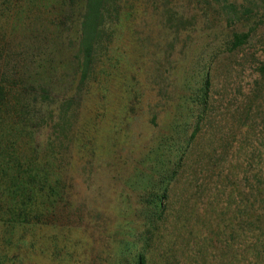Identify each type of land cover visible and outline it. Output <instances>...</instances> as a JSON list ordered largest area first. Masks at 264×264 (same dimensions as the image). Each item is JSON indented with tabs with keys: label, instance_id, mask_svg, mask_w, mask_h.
Wrapping results in <instances>:
<instances>
[{
	"label": "rangeland",
	"instance_id": "1",
	"mask_svg": "<svg viewBox=\"0 0 264 264\" xmlns=\"http://www.w3.org/2000/svg\"><path fill=\"white\" fill-rule=\"evenodd\" d=\"M39 1L11 8L19 37L2 44L25 53L23 62L47 55L59 37L62 17ZM128 5L80 88L78 126L53 132L49 163L72 185L65 208L44 218L50 228L0 225V264H132L139 252L145 264H264V0ZM79 9L63 17L64 37L75 36ZM233 33L250 37L231 51ZM58 42L53 67L72 82L73 59ZM206 70L209 101L198 119ZM170 175L166 211L151 228L144 199Z\"/></svg>",
	"mask_w": 264,
	"mask_h": 264
},
{
	"label": "trees",
	"instance_id": "2",
	"mask_svg": "<svg viewBox=\"0 0 264 264\" xmlns=\"http://www.w3.org/2000/svg\"><path fill=\"white\" fill-rule=\"evenodd\" d=\"M15 1L18 0H0V18H6L10 23L6 31L0 27V225L13 231L26 227L50 228L52 224L44 218L55 215L53 210L58 207L65 208L64 195L72 185L64 179V170H58L55 164L49 163L51 147L55 144L53 132L60 130L68 135L75 129V123L78 126L76 116L80 88L89 79L93 60L102 49L101 41L111 39L118 32L129 6V0H43L45 7L55 8L62 19L72 13L73 7L80 8L75 22V36H63L69 34V29L62 19L60 26L55 27L59 35L56 40L54 34L55 49L60 41L62 51L68 52L73 59L74 77L72 82H68L63 75L58 76L53 67L56 51L53 47L38 61L33 57L23 62L28 59L25 53L13 56L8 45L2 44L9 40L14 42L15 37H19V22L10 21ZM33 1L28 0L29 3ZM222 11L227 15L229 26H232L225 8ZM249 37L248 33H233L230 50L244 46ZM19 46L23 49V45ZM60 65L64 67L62 61ZM57 78L62 80L63 86L55 82ZM69 86L74 87V97L70 96ZM210 87L209 71L206 70L193 101L196 105L193 116L198 119H202L207 109ZM42 136H46L47 140L40 141ZM73 141H68L67 146ZM171 151L175 156L184 152L178 148ZM171 179L172 175L163 176L157 186L156 183L151 187L149 197L144 199L151 214L147 220L151 228L166 211ZM132 260V264H145L141 252Z\"/></svg>",
	"mask_w": 264,
	"mask_h": 264
}]
</instances>
